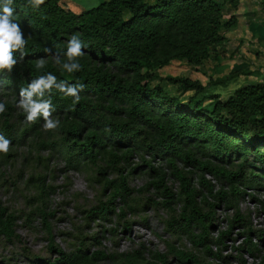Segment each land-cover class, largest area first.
Returning <instances> with one entry per match:
<instances>
[{
  "label": "trees",
  "instance_id": "1",
  "mask_svg": "<svg viewBox=\"0 0 264 264\" xmlns=\"http://www.w3.org/2000/svg\"><path fill=\"white\" fill-rule=\"evenodd\" d=\"M227 1L233 8L240 5V0H102L74 11L63 7L60 0H45L39 7L29 0H14L13 19L27 43L23 58L15 53L17 64L12 71L0 72L1 92L13 97L2 102L6 111L0 117V134L13 144H25L36 151L49 145L69 166L90 165L97 177L107 170L114 172L115 176L106 174L100 180L104 198L85 211L87 217L106 219L112 213L120 220L125 210L135 207L136 191L153 190L158 197L154 203L168 210L167 226H177L176 231L184 234L193 248L214 259L224 258L219 252L223 238L233 223H243L247 236L239 248L244 246L256 256L252 230L238 200L246 186H255L263 193L259 202L264 207V80L239 85L225 98L213 94L205 103L196 95L180 100L159 82L153 83L161 79L153 69L174 59L198 65L225 55L228 38L222 30L237 22L233 13L223 18ZM73 35L83 41L84 55L78 58L81 69L68 73L55 64L54 56L66 61L64 54ZM41 58L45 67L37 69ZM49 72L58 81L85 87L76 104L73 97L55 88L51 95L46 94L45 99L52 102L53 118L60 121L57 129L46 131L43 118L28 123L16 105L20 90ZM164 79L183 91L197 93L204 87L198 79L183 75H166ZM132 154L144 160L142 173L148 176L136 191L128 185V177L141 164L130 165ZM9 156L4 153L2 159ZM154 158L165 166L156 167ZM206 174L219 182L214 192ZM167 177L177 181L176 190L167 184ZM36 187L41 194L47 185L41 181ZM207 194L233 210L230 227L216 236H210L214 204L209 209L203 207ZM39 200L41 205L45 197ZM44 207L39 206L41 223L49 237V252L54 250V254L33 255L32 264H98L106 257L121 264L152 263L144 249H90L84 246L82 231L77 234L81 246L73 250L56 247L47 220L52 213ZM15 225L16 214L0 204V236L14 238ZM97 234L91 239L98 241ZM171 251L180 264H204L192 251ZM149 252L152 259L167 264L166 252ZM257 264H264V256Z\"/></svg>",
  "mask_w": 264,
  "mask_h": 264
},
{
  "label": "rangeland",
  "instance_id": "2",
  "mask_svg": "<svg viewBox=\"0 0 264 264\" xmlns=\"http://www.w3.org/2000/svg\"><path fill=\"white\" fill-rule=\"evenodd\" d=\"M100 1L102 0H60V3L65 8L80 11ZM252 1L257 8L254 9L256 15L254 19L259 24L264 19V2ZM225 3L227 4L224 5L223 18H227L229 11L233 8L228 1ZM222 32L225 33V29ZM233 44L225 43L224 56L218 59L208 58L198 65H191L184 59H176L158 66L153 69V73L161 79L156 78L153 83L159 82L170 94L178 96L180 100L186 101L189 96L196 95L203 97L205 103L212 100L213 94L225 98L239 85L263 81L264 52L259 47L264 46V38L252 36L249 39V46H251L249 54L237 48L233 49ZM252 44L258 48L257 51ZM232 71L235 73L229 75ZM166 75H183L198 79L204 87L197 93L193 89L183 91L178 89L176 84L164 79ZM218 78H222L223 81ZM12 99L11 94L2 93L0 90V102L12 101ZM28 148L25 144L16 145L11 142L7 152L10 156L6 161L2 159L4 153L0 152V204L7 206L9 211L16 214L15 232L17 234L11 240L0 236V264H32L33 255L54 254V250L49 252V237L41 223L39 206L43 204H45L44 208L52 213L47 220L51 226L54 244L66 250L81 246L77 234L82 231L85 235L84 246L87 245L90 249L101 247L107 252L144 249L145 257L153 260L151 264H161V262L152 259L150 250L166 252L167 264H180L179 259L171 251L172 248L192 251L204 264H257L264 256V233L258 234L264 230V207L259 202L263 193L258 187L246 186L245 192L238 200V207L252 230L250 238L256 244V256H253L244 246L239 248L243 245L247 234L243 223H233L230 227L229 221L233 215L231 207L215 196L207 194L206 202L203 203L204 209H209L211 204H214L210 236H216L220 230L230 227L229 233L223 238L224 245L219 251L224 258L214 259L211 254H206L200 248H193L188 238L176 231L177 226L175 228L174 224L167 226L168 210L154 203V198L158 197L153 190L136 191L148 177L142 173L145 165L140 156L131 155L130 165L137 163L141 164V167L128 177V185L136 191L135 207L125 210L120 220L116 214L112 213L106 219H101L87 217L85 211L97 204L99 199L104 198L100 180H103L102 177L106 174L110 177L115 176L114 172L108 173L107 170L106 173L98 174L100 177L98 178L95 169L90 168V165L69 166L63 156L49 145H41L37 151L35 148ZM144 156L148 158L147 155ZM152 163L156 167L165 166V163L158 158H154ZM206 176L210 178L214 192L220 187L219 182L212 175L206 174ZM167 178V184L176 190L177 181L171 177ZM41 181L47 187L45 193L38 194L36 184ZM40 197H45L41 205ZM94 232H98V241L91 239ZM212 249L215 250V247L213 246ZM98 264L121 263L106 257Z\"/></svg>",
  "mask_w": 264,
  "mask_h": 264
},
{
  "label": "clouds",
  "instance_id": "3",
  "mask_svg": "<svg viewBox=\"0 0 264 264\" xmlns=\"http://www.w3.org/2000/svg\"><path fill=\"white\" fill-rule=\"evenodd\" d=\"M45 0H29L33 7H39ZM14 0H0V72L12 71L17 64L15 53L19 52L21 58L24 56V48L27 43L19 23L14 22L15 8L12 7ZM83 41L77 35L71 36L67 43V50L64 54L66 61H62L59 55L54 56V62L68 73L81 69L78 58L84 55ZM45 49V52H50ZM45 67L43 58L36 62V68ZM83 84H69L66 81L57 80L51 72L32 79L26 88L19 92L17 107L25 114L26 122L35 123L43 118V128L46 131L55 130L59 127L60 121L52 116L53 108L50 99H45L46 94L51 95L55 88L65 96L73 97V103H79L80 92L84 90ZM6 111L4 103L0 102V114ZM11 141L3 134H0V152L7 153Z\"/></svg>",
  "mask_w": 264,
  "mask_h": 264
},
{
  "label": "crops",
  "instance_id": "4",
  "mask_svg": "<svg viewBox=\"0 0 264 264\" xmlns=\"http://www.w3.org/2000/svg\"><path fill=\"white\" fill-rule=\"evenodd\" d=\"M254 3L255 2L252 0H240L239 7L232 8L229 11V15L232 13L235 14V16L237 17V22L235 23V25L229 28H225L224 33L228 38L226 42L227 44L232 42L234 43L232 46L233 49L237 48L241 52H246L248 54L250 53L249 49H251V46H249V39L252 36H256L257 38H264V19L259 22V24L254 19V17L256 16L254 14V9H257ZM248 16H251L252 18H249ZM252 46L254 47L255 51L258 50V48H256L253 44ZM259 48L263 49L264 52L263 45Z\"/></svg>",
  "mask_w": 264,
  "mask_h": 264
}]
</instances>
